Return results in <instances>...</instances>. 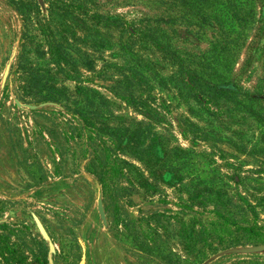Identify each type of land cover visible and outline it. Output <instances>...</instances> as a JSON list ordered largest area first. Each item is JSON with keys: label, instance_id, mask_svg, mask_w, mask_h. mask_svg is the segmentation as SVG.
Listing matches in <instances>:
<instances>
[{"label": "rangeland", "instance_id": "rangeland-1", "mask_svg": "<svg viewBox=\"0 0 264 264\" xmlns=\"http://www.w3.org/2000/svg\"><path fill=\"white\" fill-rule=\"evenodd\" d=\"M79 2L88 12L148 19L191 70L234 84L239 96L206 110L161 80L171 67L150 48L140 52L151 67L139 89L151 102L146 114L116 98L111 81L100 80L82 84L105 102L95 114H88L84 94L74 97V84L62 80L67 99L61 104H27L40 97L28 92L16 69L21 20L0 0V223L14 230L8 243L26 256L25 264L37 254L36 241L52 264H202L229 248L264 245V0H252L251 8V0H234L244 14L234 20L229 10L221 12V28L208 21L216 10L210 0L205 6L201 0ZM222 29L224 53L222 42L215 47ZM34 37L37 53L44 52L42 38ZM117 38L114 29L91 38L108 46L87 52L98 68L116 62L110 55ZM27 54L36 67L49 60ZM86 113L91 129L80 120ZM137 130L141 144L130 135ZM91 159L97 172H107L103 196L85 171ZM208 264H264V252L225 254Z\"/></svg>", "mask_w": 264, "mask_h": 264}, {"label": "trees", "instance_id": "trees-1", "mask_svg": "<svg viewBox=\"0 0 264 264\" xmlns=\"http://www.w3.org/2000/svg\"><path fill=\"white\" fill-rule=\"evenodd\" d=\"M18 13L21 20L20 35V53L17 56V71L22 72L27 78L26 89L40 97L37 101L27 104L38 103H57L61 104L66 100L65 87L59 86V81L71 82L74 84L73 96L84 94L86 110L88 114H95L98 106L105 105L103 98L97 90L82 87V84L93 82L94 80L111 81L113 86L111 93L124 103L135 108L141 114H146L151 105L150 99L143 94L141 87H146L145 71L150 72V62L141 55V51L155 49L163 60L167 61L171 67L166 78L172 88L186 99L194 100L198 105L206 110L210 106L216 105L218 99L231 101L239 96L237 87L229 82H212L202 77L196 70H191L184 60L174 51H171L167 43L164 44L165 37L157 25L147 24L148 19L127 20L120 15H101L96 12H88L84 6L80 5L79 0H41L45 14L37 0H7ZM234 0H210V3L216 8L212 16L208 18L209 23H214L221 28V12L229 10L228 16L234 20L244 14L245 8H240V4H230ZM241 1V0H240ZM206 0H201V6H205ZM245 5V3H243ZM210 6V5H209ZM252 7V0L251 5ZM109 31L114 29L118 32V38L115 42L116 52L110 56L116 62H104L101 67H97L92 59H89L88 51L101 48L107 49L108 46L96 45L91 39L98 30ZM38 33L42 38L41 42L45 51L37 53L34 48L37 42L34 40V34ZM222 38L216 40L215 47H219L220 53H224L226 43V32L222 29ZM215 41V40H213ZM231 43V42H228ZM101 44V43H100ZM106 45V44H105ZM224 50V51H223ZM40 60L43 56L49 57L43 67H36L34 64L27 63V53L34 52ZM67 51L74 56L71 57ZM224 55V54H222ZM24 62H26L24 64ZM149 65V67L147 66ZM154 68V67H153ZM112 71L117 73V77H112ZM84 73H87L84 75ZM166 85V84H165ZM85 91V92H84ZM22 97V96H21ZM22 101V99H19ZM67 107V104H63ZM253 110L249 113L252 115ZM87 113L80 114V120L90 128L91 119ZM140 124V122H137ZM137 144H141L144 137L138 130L130 134ZM91 139V136L88 137ZM153 138V137H152ZM149 148H152L149 146ZM142 153L141 151L137 154ZM85 171L94 176L101 190V196L105 193L104 174L94 169L92 159L85 166ZM14 230L7 228L5 223H0V264H25L26 256L17 253L8 243L9 235ZM260 243H264L263 241ZM37 254H33L27 264H48L47 249L42 241H36Z\"/></svg>", "mask_w": 264, "mask_h": 264}, {"label": "water", "instance_id": "water-1", "mask_svg": "<svg viewBox=\"0 0 264 264\" xmlns=\"http://www.w3.org/2000/svg\"><path fill=\"white\" fill-rule=\"evenodd\" d=\"M37 1H38V3H41V0H37ZM8 67H9V64H7L5 66V68H4V70H3V73H2V76H1V84H3L4 79H5L6 75H7ZM15 104L18 106L17 102H15ZM25 107L28 108V109H34L35 108L34 106H25ZM95 207H96V211L98 213L99 219L101 220V223L103 225H105V219H104V214H103V210H102L100 197L97 198ZM34 221H35L36 227H37L40 235L42 236V238L45 239V240L48 239L47 235H46L45 231L43 230V228H42L41 224L39 223V221L36 218H34ZM48 252L49 253L53 252V248H52V245L50 243H48ZM262 252H264V245L229 248V249H226V250H224L222 252H219V253L213 255L209 260H206L202 264H208V262L210 260H213V259H215V258H217V257H219L221 255H225V254H231V253H236V254H252V253H254L255 254V253H262ZM47 261H48V264H52L51 263V259H50L49 256L47 257Z\"/></svg>", "mask_w": 264, "mask_h": 264}]
</instances>
